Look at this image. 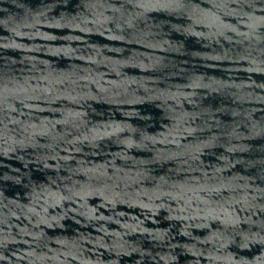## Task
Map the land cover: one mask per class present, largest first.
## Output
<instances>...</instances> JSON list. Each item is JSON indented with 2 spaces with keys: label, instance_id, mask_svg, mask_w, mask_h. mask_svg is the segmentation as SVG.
<instances>
[{
  "label": "water",
  "instance_id": "1",
  "mask_svg": "<svg viewBox=\"0 0 264 264\" xmlns=\"http://www.w3.org/2000/svg\"><path fill=\"white\" fill-rule=\"evenodd\" d=\"M0 264H264V0H0Z\"/></svg>",
  "mask_w": 264,
  "mask_h": 264
}]
</instances>
